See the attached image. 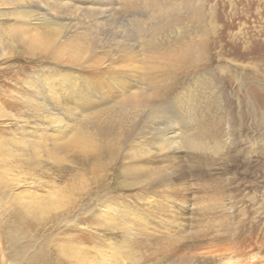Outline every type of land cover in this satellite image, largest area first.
Listing matches in <instances>:
<instances>
[{
	"label": "bare ground",
	"instance_id": "bare-ground-1",
	"mask_svg": "<svg viewBox=\"0 0 264 264\" xmlns=\"http://www.w3.org/2000/svg\"><path fill=\"white\" fill-rule=\"evenodd\" d=\"M138 1L0 0L11 42H21L29 54L52 63L73 65L44 73L40 84L28 83L36 92L28 99L36 118L34 144L55 167L45 184L49 190L37 192L39 201L33 208L42 216L51 215L46 224L52 229L55 263L261 264L247 248L259 244L264 235L241 230L240 220L232 221L229 212L237 209L233 195L222 196V189L211 196L216 176L205 170L195 177L177 165L184 157L192 162L194 153L225 157L232 135L224 128L228 118L210 105L217 98L213 84L196 76L174 94L172 116L162 117V99L179 77L173 71L198 67L206 59L208 43L200 40L206 39L207 31L199 34V5L192 0H142L166 23L146 31L144 21L134 20L136 39L106 38L105 27L112 25L117 11H130ZM165 26L172 27L173 34L186 31L168 39L158 31ZM2 51L0 44V57H5ZM153 99L158 101L152 103ZM4 111L0 109L1 116ZM144 112L148 119L140 121ZM160 119L164 122L157 123ZM177 124L182 126L177 129ZM156 125L158 129L152 128ZM26 129L22 137L3 138L0 154L10 146L27 147ZM102 154L113 160L112 167L97 166L96 156ZM208 158L204 155L207 164ZM76 159L84 162L89 180L84 174L78 181L71 178ZM226 170L225 179H217L231 186L230 169ZM195 185L204 189L205 197L194 196ZM115 186L128 192L129 205L105 198ZM29 211L24 210L36 216ZM89 228L96 234L110 232L104 243L87 245L81 240L85 234L89 238ZM115 232L121 233L119 245Z\"/></svg>",
	"mask_w": 264,
	"mask_h": 264
},
{
	"label": "rangeland",
	"instance_id": "rangeland-1",
	"mask_svg": "<svg viewBox=\"0 0 264 264\" xmlns=\"http://www.w3.org/2000/svg\"><path fill=\"white\" fill-rule=\"evenodd\" d=\"M194 1L199 5L201 13L199 34L207 31L204 35L207 40H200L206 41L205 44L208 43L204 57L206 59L199 63L198 67L189 65V69L181 68L173 71L174 75L179 77L173 81V86L162 99L164 109L162 117L172 116L173 106L175 107L174 94H177L179 89L182 90V86L186 83L192 84L196 76H203L207 78L206 81L213 84L217 98L215 105L212 103L210 105L214 107V111L228 118L224 128H227L232 135L230 144L225 148L226 154L227 152L229 154L226 156L223 153L225 157H221L220 161V156L215 158L207 152L194 153L195 159L193 158L192 162L188 157H184L177 162V165L181 166L182 171L194 173L195 177L196 172L205 170L213 175L209 174L211 177L216 176V180L210 186V191L213 192L209 194L212 196L226 189L221 193L222 196L227 197V193L233 195L232 201L237 208L229 212L232 221L240 220V226H243L241 230L260 231L259 233L264 235V0H192ZM133 7L127 12L117 11L116 17L111 20L114 26L109 25L110 22L107 25L112 26L116 33H111V27L106 26L107 29L104 30L106 38L136 39L134 26L136 20L144 21L142 25L146 31H152L154 27L158 28L166 23L142 0L136 2ZM172 14L180 15L179 12ZM7 17V14L0 13V44L6 54L5 57H0V99L6 100L0 103V109L5 110V115H0V141L3 138L10 139L14 135L22 137L23 129L26 127L30 138L27 136L29 139L27 147L10 146L7 151L0 154V160L2 158L7 160L6 163L0 161V264H56L55 242L51 235L52 229H48L47 225L51 215L49 216L48 212L42 216L37 209H33L39 201L37 192L45 194L49 190L45 184L50 180L55 167L48 160L46 153L42 149H37L34 144L37 136L33 131L37 128L36 118L31 110L32 106L28 103L34 89L29 85L31 81L40 84L44 73L56 71L62 65H66L69 70L73 65L52 63L41 55L29 54L21 42H11L5 35L10 24ZM169 28L174 31L172 27ZM169 28L165 26L158 31H162L165 38L169 36L168 39L182 36L186 31L182 29L183 31L173 34ZM119 30L122 31L119 33ZM195 70L199 74L193 76ZM157 101L151 100L152 103ZM145 119H148V112L140 114L139 120ZM161 122H164V119L157 121V123ZM182 125L185 126L184 123ZM182 125L177 124L176 128L179 129ZM158 127L163 128L159 125ZM152 128H157V125ZM157 129L153 132L156 133ZM104 155L102 154L100 158L96 156L97 166L112 167L113 160ZM204 155L209 156L208 164L204 162ZM72 163L74 166H71V178H76L75 181H78L81 174H84L88 180L91 178L89 171L82 167L85 165L82 160L76 159ZM223 169L224 172L230 169L231 186L228 182H222L225 179ZM217 177L218 179L223 177V180H218ZM194 183L197 181L194 180ZM219 184H223L222 187ZM197 186L195 185L194 196L205 197L204 189L197 190ZM104 195L105 198L114 201L124 200V204L129 205V201L127 199L125 201L128 192L120 191L117 186ZM26 209H30L29 212L36 216L28 215L24 212ZM41 223L44 224L43 227L39 226ZM90 228L86 231L89 238L85 234L81 243L92 245L95 240L104 243L103 240L110 231L101 233L97 231L96 234ZM115 233V243L119 245L122 241L121 233L118 232L119 235ZM89 239L91 242L86 243ZM247 254L251 257L256 256V259L264 264L262 235L259 244L252 245V249L247 248Z\"/></svg>",
	"mask_w": 264,
	"mask_h": 264
}]
</instances>
